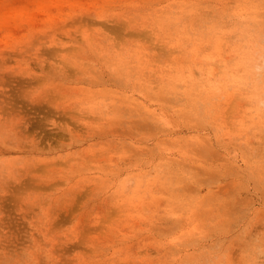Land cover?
<instances>
[{
	"label": "rangeland",
	"instance_id": "rangeland-1",
	"mask_svg": "<svg viewBox=\"0 0 264 264\" xmlns=\"http://www.w3.org/2000/svg\"><path fill=\"white\" fill-rule=\"evenodd\" d=\"M0 264H264V0H0Z\"/></svg>",
	"mask_w": 264,
	"mask_h": 264
},
{
	"label": "clouds",
	"instance_id": "clouds-1",
	"mask_svg": "<svg viewBox=\"0 0 264 264\" xmlns=\"http://www.w3.org/2000/svg\"><path fill=\"white\" fill-rule=\"evenodd\" d=\"M257 70H259V69H257Z\"/></svg>",
	"mask_w": 264,
	"mask_h": 264
}]
</instances>
